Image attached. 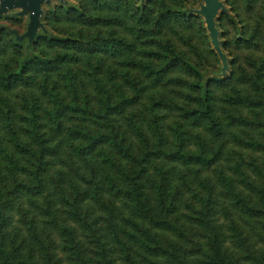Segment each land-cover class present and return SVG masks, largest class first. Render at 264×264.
<instances>
[{
  "label": "trees",
  "instance_id": "obj_1",
  "mask_svg": "<svg viewBox=\"0 0 264 264\" xmlns=\"http://www.w3.org/2000/svg\"><path fill=\"white\" fill-rule=\"evenodd\" d=\"M66 1L32 41L0 15V264H235L219 214L264 219V58L205 79L203 0ZM224 2L223 52L261 49L264 0Z\"/></svg>",
  "mask_w": 264,
  "mask_h": 264
},
{
  "label": "rangeland",
  "instance_id": "obj_2",
  "mask_svg": "<svg viewBox=\"0 0 264 264\" xmlns=\"http://www.w3.org/2000/svg\"><path fill=\"white\" fill-rule=\"evenodd\" d=\"M54 1H56V0H53V2ZM68 1L71 4H76V1H74V0H68ZM203 2L204 1H201V3H203ZM225 5H226L227 10H228L229 6L226 3H225ZM197 8H199V6ZM18 11H19V9H14L11 12H18ZM11 12H9V13H11ZM243 12H245V11H243ZM258 12L260 14H264V2L260 3V5L258 6ZM243 16L245 17L246 21L251 18V15L245 16L243 14ZM22 18H23V24L21 26H19V29H20V32L24 33L26 31V27H27V24L29 22V17H28V15H25V16H22ZM0 23L10 25L8 20H6L4 18H0ZM202 24L204 27H206V24L203 23V21H202ZM221 30H225L228 34L227 38L232 40V38L234 36V32H233L230 24H228L227 20L223 21V25L221 26ZM208 38L209 37L207 35H206V38H205V36L200 35V36H198L197 41L201 45V47H204L205 49H207ZM209 43H210V41H209ZM209 46L210 47L212 46L211 43L209 44ZM230 50L231 51H227V52L225 51L226 53L229 54L227 57H229L230 60L234 59L235 57L236 58H238V57L244 58V56L247 54H252V55H254V57L264 58V45L261 47V49L258 48V49L252 50V51H249L246 49L237 50L232 45L230 47ZM229 52H231V53H229ZM206 56H207L209 67H208V69H206V71H204L205 79L221 74L222 73V67H223V65H221V62L217 61V58H215L211 53H209V54L206 53ZM229 71H230V68H229L227 74L229 73ZM232 149H233V145L228 144L227 148H226V152H228V153L230 152V153H229V155H228V153L225 155V159L223 161V163L225 164L226 167L229 165H232L235 162L232 159V156L234 155L232 152L233 151ZM236 155H237V157H239L238 154H236ZM244 156H246L248 159L251 157H256L259 160V162H261L263 160L264 155L263 154H252V153L247 152ZM227 159H230L231 161H229ZM209 175L215 177L214 171H209ZM231 210H230L229 216H227L223 212L220 213L219 214V220H220V223L224 227L223 232L226 235V246L228 247L229 253L232 254L231 256H232L233 261L235 262V264H264V226H263L264 225V219L262 221H254V219H251L249 216H245V215H242L238 211H235V210L231 211ZM63 218L67 219L66 223L68 225H74L71 217L65 211H62L60 213V219L62 220ZM98 221L99 222L97 224V228H99L101 233H104L107 235L108 231H107L106 223L102 222L101 219H99ZM232 221L235 222L238 226H240V230H242L244 233V234H242L243 238H240L239 241L236 240L233 237V233L230 232L229 226H230V223ZM200 233L201 232H196L197 238H202V235ZM241 240H242V242H240Z\"/></svg>",
  "mask_w": 264,
  "mask_h": 264
},
{
  "label": "water",
  "instance_id": "obj_3",
  "mask_svg": "<svg viewBox=\"0 0 264 264\" xmlns=\"http://www.w3.org/2000/svg\"><path fill=\"white\" fill-rule=\"evenodd\" d=\"M53 0H0V15L8 14L14 9H19L17 12L20 16L28 15L29 22L27 30L18 38H29L32 41L38 34L40 29L44 28L42 23V16L44 12V5H50ZM59 2L67 3L66 0H56ZM199 8L192 10L196 15L202 16L206 28L209 32L212 45L222 61V77L227 75L229 70L228 57L223 52L220 41V32L217 27V18L221 12H226L227 7L223 0H203Z\"/></svg>",
  "mask_w": 264,
  "mask_h": 264
}]
</instances>
